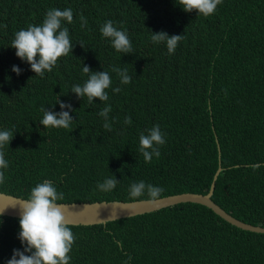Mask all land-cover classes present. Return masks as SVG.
I'll return each instance as SVG.
<instances>
[{"label": "trees", "instance_id": "1", "mask_svg": "<svg viewBox=\"0 0 264 264\" xmlns=\"http://www.w3.org/2000/svg\"><path fill=\"white\" fill-rule=\"evenodd\" d=\"M53 8L72 9L65 26L74 47L41 78L11 45ZM108 20L128 33L133 53H118L102 36ZM151 31L183 38L169 54ZM82 65L110 74L107 101L89 104L71 92L88 79ZM113 67L131 82L122 84ZM58 98L72 106L71 132L39 123L41 106L61 111ZM107 105L111 131L98 115ZM154 125L165 143L145 162L139 136ZM0 130L14 131L0 189L11 195L29 198L44 181L64 194L61 202L132 200L130 186L140 181L161 188L160 196L203 193L219 165L212 200L264 226V0H223L207 18L176 0H0ZM112 176L113 190L97 187ZM70 226V264H264V232L235 227L196 202ZM19 230L18 217L0 216V264L23 251Z\"/></svg>", "mask_w": 264, "mask_h": 264}, {"label": "clouds", "instance_id": "2", "mask_svg": "<svg viewBox=\"0 0 264 264\" xmlns=\"http://www.w3.org/2000/svg\"><path fill=\"white\" fill-rule=\"evenodd\" d=\"M222 2L223 0H176V3L184 12L195 11L197 15H202L206 18L214 15L218 5ZM80 21L81 27L87 25V20L83 15L80 16ZM65 22L67 24L73 22L72 9L59 10L53 8L47 11L40 25H29L26 30H20L15 34L11 47L15 49L16 57L21 61L27 62L30 65L31 71L41 78L44 77L45 72H51L54 67H57L60 59L72 54L74 45ZM100 32L103 37L111 41V46L118 53H133V46L128 33L125 30H118L114 26L113 21H106L100 28ZM182 38V34L169 36L164 31H151V41L154 44L165 43L169 54L175 52ZM80 46L84 47L81 44ZM12 71L20 75L22 69L14 65ZM112 71L117 73L122 84L131 82V77L127 74V70L113 67ZM82 72L88 76V79L82 86L74 85L71 92L79 99L87 97L89 104H92L94 99H98L101 102L107 101L109 99L107 90L112 86L110 74L106 71H92L87 65H82ZM112 90L113 92L120 91L119 88ZM57 103L61 109L59 112H54L46 109L45 106H41L40 111L43 112V118L39 123L43 125L44 129L49 127L63 128L71 132L73 130V118L70 115V112L73 111L72 106L61 102L59 98L55 104ZM64 109H68V111ZM111 110V106L107 105L98 113L105 120L103 128L108 131L112 130V124L108 120ZM124 123L131 125V118L125 117ZM13 134L14 131L12 130H0V184L5 182L3 169H7L9 166L3 149L5 146L9 147ZM164 143L165 133L160 130L159 125H154L148 130L147 134L141 133L139 136V151L142 153L145 162H151L153 155L159 157V146ZM217 168L218 172L220 166L218 165ZM217 172L213 179V186ZM211 180L212 177L210 182ZM118 182L112 176L103 183L98 184L97 187L102 191H111L116 187ZM0 192L3 191L0 190ZM161 192V188L140 181L130 186L129 196L132 199H136L146 194L150 200H155L160 196ZM209 197L212 200L211 196ZM63 198L64 194L58 192L56 186L51 181H44L36 184L31 189L29 198L16 200L10 204L0 206V216L4 215L8 207H18L20 213V218L18 217L20 228L18 239L24 246L23 251L14 249L12 257L7 260L6 264H70V252L76 237L70 226L72 224H69L65 214V208L58 204V201L63 200ZM213 202L217 204L215 201ZM240 221L248 223L243 220ZM25 253L29 254L26 255Z\"/></svg>", "mask_w": 264, "mask_h": 264}, {"label": "water", "instance_id": "3", "mask_svg": "<svg viewBox=\"0 0 264 264\" xmlns=\"http://www.w3.org/2000/svg\"><path fill=\"white\" fill-rule=\"evenodd\" d=\"M218 168L212 176L208 189L203 192L183 191L178 193L159 196L155 200L149 198H140L132 200H92V201H69L58 202L65 208V214L69 224H92L103 223L119 217L131 216L138 213L148 212L160 207L181 202L191 201L203 204L209 207L215 214L229 222L230 224L241 229L264 232V226L251 225L244 223L220 208L210 199V193L213 187V179ZM16 200H25V198L0 192V206L10 204ZM4 215L15 216L20 218L19 209L8 207Z\"/></svg>", "mask_w": 264, "mask_h": 264}, {"label": "rangeland", "instance_id": "4", "mask_svg": "<svg viewBox=\"0 0 264 264\" xmlns=\"http://www.w3.org/2000/svg\"><path fill=\"white\" fill-rule=\"evenodd\" d=\"M5 179H6V178H5ZM1 188H2V189H5V188H4V183H3V184H0V189H1Z\"/></svg>", "mask_w": 264, "mask_h": 264}]
</instances>
